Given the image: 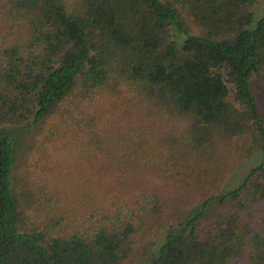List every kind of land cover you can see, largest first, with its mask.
I'll return each mask as SVG.
<instances>
[{
    "label": "trees",
    "instance_id": "obj_1",
    "mask_svg": "<svg viewBox=\"0 0 264 264\" xmlns=\"http://www.w3.org/2000/svg\"><path fill=\"white\" fill-rule=\"evenodd\" d=\"M256 2L0 0V264H264ZM56 116L73 128L60 145L76 164L66 174L74 183L35 190L15 164L21 128L6 125L32 128L28 161L39 138L57 143L41 128ZM146 171L201 200L177 210L148 190L133 198L127 184ZM27 207L41 208V223L38 214L25 223ZM140 234L148 245L136 254Z\"/></svg>",
    "mask_w": 264,
    "mask_h": 264
},
{
    "label": "rangeland",
    "instance_id": "obj_2",
    "mask_svg": "<svg viewBox=\"0 0 264 264\" xmlns=\"http://www.w3.org/2000/svg\"><path fill=\"white\" fill-rule=\"evenodd\" d=\"M264 5V0H257L254 9L257 12H260ZM193 32L197 33V31L192 29ZM253 89L256 93L257 96V102L260 106L261 112L264 116V92L261 88V85L256 78L253 82ZM62 123V124H61ZM65 123V124H64ZM67 122L61 121V116H56L52 120H48L47 123H45V126L41 127L42 131H44L45 135L49 137L51 140H56L57 143L55 145H49L44 144L41 145L40 143L42 140L39 138L38 145L35 149V153L31 154L32 156L28 161H26L23 158L25 156V145L26 141L29 138V135L31 133L32 128L28 127L27 125H22V126H15V125H6V128H13V127H19L21 128L20 132L15 131L14 138L16 140V155H15V164L21 165L20 168L22 167V171L25 177L30 179V184H32L36 190L37 185H39L43 181H55V187L58 189H62L65 192L70 191L72 189V185L74 181L68 180V176L73 175V172H70L71 168L76 165L74 164V160L72 161V158L68 155V151L60 145V143L66 138V131H68V134L70 131L73 130L72 126H70ZM27 126V127H26ZM17 132V133H16ZM44 140L46 139L43 137ZM59 148V149H58ZM239 158L236 161L234 169L231 171L232 173L227 174L225 176V182H224V187H232V185H235L236 180L240 178L241 175L251 167L252 165L255 164V159L254 157L250 158H245L242 159ZM85 161L81 160L80 165L85 166ZM56 166H61V168H58L59 172L58 174H55L52 176L51 171H48V169L51 167ZM68 176H67V175ZM131 189L129 191L131 194L134 196L133 198H137L138 194L142 190H148L151 193H157L159 194L163 199H165L170 205H175L173 209L179 210L180 208L183 210L184 209H190L191 207L195 206L196 204L199 203V201L202 198V193L200 191L196 190H191V189H185L182 188L183 186L180 185L177 181L174 179L171 180L169 178H163L158 174H155L154 172H144L138 180L134 182H130L129 184ZM68 186V187H67ZM65 188V189H64ZM68 188V189H67ZM177 188L178 190L181 191V194L177 195L175 194L174 190ZM62 192L61 194L65 195L66 193ZM71 198L67 202V208H70L72 205L75 204V197L74 196H68ZM178 204L180 208H178ZM33 208V207H32ZM34 209V208H33ZM39 211H32L30 207H27L25 210V218L24 221L28 226H33V222H36V217L35 214H38L39 216V222H42L43 219V212L40 207H38ZM175 211L173 210L171 213H164L162 214L158 219L162 221L164 217L168 216V218H172L175 216ZM152 221V220H150ZM163 230L161 234L164 232ZM138 245L135 246L136 250L135 253L138 254V249L139 252L143 249V247H146L148 244V239H146L145 235L140 234L138 238ZM151 253L148 255V257L145 259L147 261L150 258ZM137 257H135L136 260Z\"/></svg>",
    "mask_w": 264,
    "mask_h": 264
}]
</instances>
